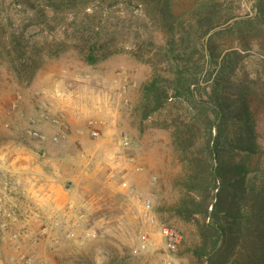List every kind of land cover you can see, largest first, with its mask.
<instances>
[{"label": "rangeland", "instance_id": "rangeland-1", "mask_svg": "<svg viewBox=\"0 0 264 264\" xmlns=\"http://www.w3.org/2000/svg\"><path fill=\"white\" fill-rule=\"evenodd\" d=\"M194 1L177 0L171 5L173 13H184ZM220 1L240 17H254L260 3ZM95 10L96 20L102 17L116 35L113 52L89 64L73 44L72 14L51 31L43 22L28 20L33 10L21 0H0V112L6 110L13 117L0 121L5 133L1 135L13 148L9 166L37 178L30 184L9 167L1 170L11 187L7 207L13 212L4 230L16 242L5 262L19 264L20 257L31 255L29 264H194L192 250L199 234L195 222L175 209L183 192L182 167L170 134L171 117L192 113L191 104L183 96L172 97L147 117L139 111L142 85L152 74L172 76L168 66L172 61L159 48L168 33L133 3L96 5ZM13 37L20 40L23 56L13 48ZM211 42L217 51L223 47L221 56L230 52V62L224 65L221 56H198L201 67L191 86L196 98H210L215 79L227 77L228 69H234L230 77L237 82L254 77L263 67L264 28L256 19L213 35ZM196 44L201 45L199 40ZM36 46L42 47L40 55L33 50ZM31 57L35 63L27 69L21 63ZM40 112L46 116L40 118ZM261 117L258 131L264 145ZM33 129L42 137L30 135ZM124 138L127 144L122 143ZM26 149H32L33 157L25 154ZM31 165L41 170H28ZM41 182L58 187V192L48 190L47 208L34 201ZM162 225L177 233L174 245L160 233ZM36 228L52 242L47 251L50 262L41 263L36 256L35 235L29 246L19 245L22 230ZM142 234L149 242L144 249L139 247Z\"/></svg>", "mask_w": 264, "mask_h": 264}, {"label": "trees", "instance_id": "trees-1", "mask_svg": "<svg viewBox=\"0 0 264 264\" xmlns=\"http://www.w3.org/2000/svg\"><path fill=\"white\" fill-rule=\"evenodd\" d=\"M21 2L33 10L29 21L43 22L51 31L72 14L73 44L89 64L113 52L116 35L115 29L103 24L102 17L96 20V5L110 8L119 2L133 3L145 9L149 20L160 21L168 35L164 34L159 48L172 61L168 64L172 76L152 74L142 85L139 111L147 117L172 97L183 96L191 104L192 113L171 117L170 134L182 167L179 183L183 192L175 209L195 222L199 234L192 250L194 264H264V145L258 131L264 115V58L254 77L235 82L230 77L234 69H228L227 77L215 79L210 98H196L191 88L201 67L198 56H221L223 47L217 51L211 42L213 35L254 19L264 28V0L258 3L254 17H240L220 0H195V7L176 15L171 5H177V0ZM12 41L17 55L23 56L20 40L13 37ZM41 49L33 47L39 55ZM229 55L221 56L224 65L230 62ZM34 58L21 64L32 68Z\"/></svg>", "mask_w": 264, "mask_h": 264}, {"label": "crops", "instance_id": "crops-1", "mask_svg": "<svg viewBox=\"0 0 264 264\" xmlns=\"http://www.w3.org/2000/svg\"><path fill=\"white\" fill-rule=\"evenodd\" d=\"M6 118L11 119L13 117L6 110L1 111L0 112V121L6 120ZM0 129H1V127H0ZM1 132L2 131L0 130V168L2 170H5L6 168L9 167L10 172H12V174H14L16 176H20L21 181L24 179L25 180L27 179L28 181L31 182L30 184L36 183L37 178L33 177V180L31 179V177L27 178L28 176L26 175V172L24 170L16 169V167H13V166L10 167L9 166V162L7 163V159H8V155L11 154L10 150H13V148L10 147V143L8 142V140H5V138L2 137L1 134L5 135V133H1ZM44 144H46V143H44ZM33 153L34 152L32 151V149H26L25 154L29 155L30 157H33ZM22 167H23V165H22ZM30 169L41 170L40 166H38V165L28 166V170H30ZM28 173H29V171H28ZM39 173H41V172H39ZM35 174H37V173L35 172ZM41 174H43V173H41ZM43 175H45V173ZM37 177H40V176H37ZM46 187H48V189H46ZM50 187H51V189L54 188V190L58 192V187H56V185L54 183L48 184V183H44V182H41L40 185H38V187H36V189L34 190V192H35L34 201L41 205L40 208H47L46 203H47V199L49 196L48 193H50L48 191V190H50ZM39 190H40V193H37V191L39 192ZM40 208H38L35 213H39L41 210ZM16 225H18V221L16 222ZM33 235H35V237L38 238V243L34 246L35 251H36V256L39 258L41 263L47 262V261L50 262L51 257L47 251H48L49 245L52 244V242H50L49 238L47 237L48 235H45L43 233L42 229L36 228L34 230L29 231L28 233H26V230H22L19 245L21 246V248L26 247L29 244V242H28L29 238H31ZM15 243H16L15 241H12L9 238L8 232H6L4 229L1 228L0 229V264H7L5 262L6 258L15 250V248H14Z\"/></svg>", "mask_w": 264, "mask_h": 264}, {"label": "built area", "instance_id": "built-area-1", "mask_svg": "<svg viewBox=\"0 0 264 264\" xmlns=\"http://www.w3.org/2000/svg\"><path fill=\"white\" fill-rule=\"evenodd\" d=\"M13 107H15V103H13ZM42 116H46L43 112L39 113V117L41 118ZM57 119H53V121H56ZM28 133L30 135H32L33 137H42L40 132H38L36 129L33 130H29ZM89 133L92 136H98V131L96 129H90ZM123 144H127V139H123L122 140ZM1 168H0V228L5 229L8 226V222H7V217H9L11 214L13 213L10 209H8L7 207V197H8V193L11 189L10 185L8 184V182L5 180L4 175H2L1 173ZM148 206V204H147ZM160 233L164 236L165 240L167 241L168 245H174L175 242L178 239V235L177 233L173 230L170 229L168 227L165 226H160ZM149 244V242L147 241L146 237L144 234L141 235V242L139 247L141 249H144L147 247V245ZM19 264H29L32 260V256L31 255H23L22 257H20Z\"/></svg>", "mask_w": 264, "mask_h": 264}, {"label": "water", "instance_id": "water-1", "mask_svg": "<svg viewBox=\"0 0 264 264\" xmlns=\"http://www.w3.org/2000/svg\"><path fill=\"white\" fill-rule=\"evenodd\" d=\"M45 154H46V152H45V151H42L41 155L43 156V155H45ZM69 183H70V181H67V182L65 183V186H68Z\"/></svg>", "mask_w": 264, "mask_h": 264}]
</instances>
